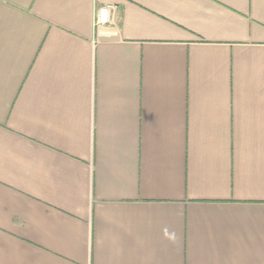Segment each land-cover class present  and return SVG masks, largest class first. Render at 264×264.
I'll list each match as a JSON object with an SVG mask.
<instances>
[{"label": "crops", "instance_id": "1", "mask_svg": "<svg viewBox=\"0 0 264 264\" xmlns=\"http://www.w3.org/2000/svg\"><path fill=\"white\" fill-rule=\"evenodd\" d=\"M0 264H264V0H0Z\"/></svg>", "mask_w": 264, "mask_h": 264}, {"label": "built area", "instance_id": "2", "mask_svg": "<svg viewBox=\"0 0 264 264\" xmlns=\"http://www.w3.org/2000/svg\"><path fill=\"white\" fill-rule=\"evenodd\" d=\"M110 23V16H109V8H103L100 11L97 12L95 16V26H105Z\"/></svg>", "mask_w": 264, "mask_h": 264}]
</instances>
